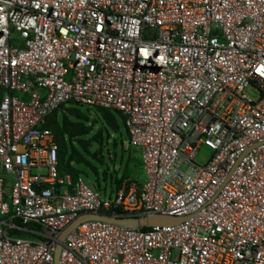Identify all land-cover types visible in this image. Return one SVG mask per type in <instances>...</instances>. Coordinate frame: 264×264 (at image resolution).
Segmentation results:
<instances>
[{
    "label": "built area",
    "instance_id": "1",
    "mask_svg": "<svg viewBox=\"0 0 264 264\" xmlns=\"http://www.w3.org/2000/svg\"><path fill=\"white\" fill-rule=\"evenodd\" d=\"M0 88V264H54L99 211L189 218L84 222L59 264H264V0H0ZM70 102L125 117L142 184L60 172Z\"/></svg>",
    "mask_w": 264,
    "mask_h": 264
},
{
    "label": "trees",
    "instance_id": "2",
    "mask_svg": "<svg viewBox=\"0 0 264 264\" xmlns=\"http://www.w3.org/2000/svg\"><path fill=\"white\" fill-rule=\"evenodd\" d=\"M7 91L0 88V102L2 101L4 95ZM15 95H18L14 93ZM69 107V108H66ZM66 109L61 117H58V113L62 109ZM95 109L99 111L103 118L105 119L108 129L114 134H118L120 129L119 125L124 126V131L129 140L128 131L125 128V117L118 111L106 110L101 108H91L81 106L75 103H67L60 106L55 112H53L46 123V127L50 128L56 137V141L59 145V169L62 174L69 173L74 179L82 176L81 170L76 168L75 165H89L87 157H91L96 161H102V151H103V139L101 131L96 136H92L89 140L85 138L91 135L94 131L96 122L88 124V118L82 112L81 109ZM70 117H74L76 120H71ZM75 143H80L83 145L84 152L79 151L75 148ZM71 147H70V146ZM128 146L136 154L138 152L132 148L128 142ZM139 156V155H138ZM135 170L140 174L139 179L133 178L135 176V170L132 167L127 166L123 174V179L131 178L130 180L137 181L139 184L143 183V164L141 158L135 161ZM137 173V174H138ZM107 197L106 195H103ZM17 224H21L16 221ZM35 230H40L38 225H34ZM143 230H148V228H143ZM11 235L22 239H40L38 236L33 235L27 231L13 230L10 232Z\"/></svg>",
    "mask_w": 264,
    "mask_h": 264
},
{
    "label": "rangeland",
    "instance_id": "3",
    "mask_svg": "<svg viewBox=\"0 0 264 264\" xmlns=\"http://www.w3.org/2000/svg\"><path fill=\"white\" fill-rule=\"evenodd\" d=\"M250 94H253L250 92ZM69 108V107H66ZM66 109H62L58 113V117L64 114ZM82 112L88 118V124L93 121L96 122L94 131L91 135L86 137L89 140L92 136L98 135L101 131L103 139V151L102 161H96L91 157H87L89 165H75L76 168L81 170L85 182L92 187L101 196H113L119 191L122 186L128 182L131 178L123 179L124 171L127 166H130L135 170V161L139 160L138 154L131 150L128 146V137L125 134L124 126L119 125V133L114 134L109 131L107 123L103 118V115L95 109H81ZM71 120H76L74 117H70ZM70 146V145H69ZM75 148L79 151H83V145L75 143ZM71 147V146H70ZM212 151L203 147L199 152L196 161L198 163H204L210 157ZM135 170V176L133 178L139 179L140 174Z\"/></svg>",
    "mask_w": 264,
    "mask_h": 264
},
{
    "label": "water",
    "instance_id": "4",
    "mask_svg": "<svg viewBox=\"0 0 264 264\" xmlns=\"http://www.w3.org/2000/svg\"><path fill=\"white\" fill-rule=\"evenodd\" d=\"M140 214L141 216L103 211L80 213L79 216L59 234L56 251L54 254V264H59L60 251L67 236L84 222L99 221L117 225L122 228H152L156 226L177 225L189 218L170 216L167 214L150 211H143Z\"/></svg>",
    "mask_w": 264,
    "mask_h": 264
}]
</instances>
